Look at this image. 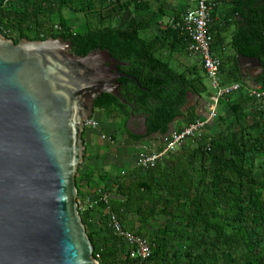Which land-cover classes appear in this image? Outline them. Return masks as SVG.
<instances>
[{
    "label": "trees",
    "instance_id": "obj_1",
    "mask_svg": "<svg viewBox=\"0 0 264 264\" xmlns=\"http://www.w3.org/2000/svg\"><path fill=\"white\" fill-rule=\"evenodd\" d=\"M212 2L209 32L211 50L221 62V85L248 84L236 59L244 55L260 61L255 84L263 86L264 0ZM129 8L134 21L113 25ZM64 10L82 14V25H72ZM160 18L149 0H0V27L15 43L22 38L62 37L71 42L75 55L104 49L125 62L118 65L119 72L134 78L118 79L126 103L103 93L94 100L93 113L102 110L118 119L123 123L119 129L133 140L166 135L176 118L181 119L177 132L182 130L197 118L195 106L185 108L189 95H212L199 59L181 71L170 65L172 54L185 50L190 40L171 26L153 33ZM231 26L234 30L226 45L230 53L224 55L223 35ZM233 94L224 96L228 109L216 118L217 134L186 139L154 167L116 173L112 185H107V175L95 178L93 171L82 175V164L78 165L76 200L82 195V180L87 187L108 188L110 211L124 229L151 247L145 262L129 259L122 241L107 227L105 206L99 204L95 212L82 211L78 205L100 264H264V103L255 101L247 90L235 99ZM130 114L144 117L145 134L127 130Z\"/></svg>",
    "mask_w": 264,
    "mask_h": 264
},
{
    "label": "water",
    "instance_id": "obj_2",
    "mask_svg": "<svg viewBox=\"0 0 264 264\" xmlns=\"http://www.w3.org/2000/svg\"><path fill=\"white\" fill-rule=\"evenodd\" d=\"M237 60L261 73L258 58ZM123 64L104 49L75 55L62 37L0 35V264H100L75 174L94 100L108 93L126 103L118 79L134 78L119 72Z\"/></svg>",
    "mask_w": 264,
    "mask_h": 264
},
{
    "label": "built area",
    "instance_id": "obj_3",
    "mask_svg": "<svg viewBox=\"0 0 264 264\" xmlns=\"http://www.w3.org/2000/svg\"><path fill=\"white\" fill-rule=\"evenodd\" d=\"M142 1V0H136ZM213 0H196L194 9L184 12L179 20L170 19L164 27L171 26L179 29L189 37L187 52L190 56L197 57L200 60L202 68L210 82V86L214 91L213 101H217L239 91L240 84L233 83L230 85H221L220 83V61L211 50L212 36L209 27L213 22L211 16V8ZM0 35H3V29L0 27ZM249 95L260 103H264V85H255L248 90ZM217 116L213 108L210 113L203 118H197L189 125L182 128L178 132L167 135L164 138V145L160 151L149 153L145 148L141 149L136 155V166L143 170L154 167L157 161L164 158L168 153L177 151L186 139H194L198 137L200 131ZM84 128L97 131L98 125L92 117L84 122ZM102 140H107L111 144L114 142L112 138L105 134H100ZM264 160V153H263ZM123 173V172H122ZM112 196L111 191L105 187H97L92 195L85 199V202L77 201L79 209L82 211H97L99 204L105 206L107 211L106 224L117 238H119L126 248V254L131 260L137 262H145L151 255V247L149 243L135 233L122 227L119 218L110 211L109 201Z\"/></svg>",
    "mask_w": 264,
    "mask_h": 264
},
{
    "label": "crops",
    "instance_id": "obj_4",
    "mask_svg": "<svg viewBox=\"0 0 264 264\" xmlns=\"http://www.w3.org/2000/svg\"><path fill=\"white\" fill-rule=\"evenodd\" d=\"M150 6L154 11H157L159 14H161V18L158 20L157 24H155L154 28H153V33L155 34H160V30H164V25L170 20L173 19L174 17L178 16L180 17L184 12H186L187 10H192L194 9L195 5H196V0H149ZM221 6V3L220 5ZM161 11V12H160ZM218 16H219V11L217 12V15L214 17V20H218ZM136 18L135 13L133 12L132 8L126 9L123 14L117 18L118 21H113L116 23L115 26H121V25H127L129 23H131L132 21H134V19ZM234 30V27L231 26L228 31H229V35H227V38L225 36V34L223 35L225 37L224 39V44L225 47L223 48V54L225 55V53H230V48L228 46H226L230 40H231V35L232 32ZM227 31V32H228ZM213 41V39H212ZM164 55L170 56V51L168 50H164ZM217 57V56H216ZM218 58V57H217ZM166 59V58H165ZM197 57L194 56H190L187 52V48L181 52H179L178 54H172L171 58H170V65L172 67H174L177 71H181L183 69H185L189 64H193L198 62ZM219 59V58H218ZM237 59V57H236ZM220 61V59H219ZM238 62V60H237ZM221 65V62H220ZM239 66V64H238ZM240 72L242 77L244 78L245 82L248 83L247 85H245L244 87L240 88L239 91H236L233 95H232V99H235L237 97H239L242 93H244L246 90L248 91L249 89L253 88L255 85L253 83V81L251 80V78H255L260 74L259 71L260 69L257 66H243L240 67ZM220 83H221V77H220ZM233 84V83H231ZM226 85H230V84H226ZM209 91L212 92L211 96H206L205 94L202 96L199 95H189L188 97V106H185V108L187 107H191V106H195L196 110L195 113L197 115V118H203L206 117L210 111L214 108L215 111L217 112V116L211 120L198 134V136H203V135H215L219 132V126L217 124V117L220 114L223 113H227V100L224 99V97L220 98L216 104H214L213 101V94L214 91L212 89L209 88ZM187 103V102H186ZM196 118V119H197ZM145 122H143V126H145L144 124ZM181 125V119L176 118L171 124H170V129L169 132L166 135H157V134H152L150 137H146L144 139L141 140H133L131 138H129L127 136V133H125V135H121V140L120 142L121 147L118 146L119 148H117L116 151H118L119 153H125L127 152V150H133V154L127 158L124 157L123 158V162L122 163H127V169H137L136 166V156L137 153L141 150V149H146L149 153L151 152H156V151H160L164 145V138L167 135H170L174 132H177V129L179 128V126ZM125 126L127 128V130L129 132H131L132 134L135 135H142L145 134L146 132V128H145V132L143 131V126L141 131H135L129 127H127L126 123ZM100 127V126H99ZM118 129V131H120V129L118 127H116ZM124 131V130H123ZM86 135H87V139H86ZM86 135L84 137V145H85V159L83 160L82 164V168H81V173L82 175H84L85 173L94 172V176H97V174H104L107 175L108 177L106 178V184L108 185H112V173H111V167H108V165L106 166H101L100 165V170L101 172H97L96 170L93 169V167H95L93 165L94 161H97L98 158L97 154L95 152L96 149L90 148L95 144H101V142L98 141V138L101 139L100 134L96 131H92L87 129ZM89 135V137H88ZM99 136V137H98ZM109 137V136H108ZM111 137V136H110ZM89 138V140H88ZM87 140L89 141V144H87ZM112 140L114 141V137L112 136ZM114 143V142H113ZM107 144H109V146H112L113 144H111L110 142H107ZM99 148V146H98ZM101 152V151H100ZM102 156V155H101ZM100 156V158H101ZM121 173L123 171H120ZM116 174V173H115ZM81 175V176H82ZM97 178V177H95ZM82 195L81 198H79V200L81 202H85V199L87 197H89L90 195H92V192L94 191V189H96L98 186H96V184H90L89 187H87V183L86 181L82 180ZM94 188V189H92ZM96 212V211H95ZM94 212V213H95Z\"/></svg>",
    "mask_w": 264,
    "mask_h": 264
},
{
    "label": "rangeland",
    "instance_id": "obj_5",
    "mask_svg": "<svg viewBox=\"0 0 264 264\" xmlns=\"http://www.w3.org/2000/svg\"><path fill=\"white\" fill-rule=\"evenodd\" d=\"M64 16L69 20V22L76 26L77 28L80 27L83 23V15L80 13H74L70 10H64L63 11ZM115 21H118L117 19ZM113 25H116L115 22H113ZM227 35H229V31L225 33V36L227 38ZM205 84L207 85L208 88L212 89L210 86V82L208 80V78L206 77L204 79ZM213 90V89H212ZM217 114V112H216ZM92 119L95 120L97 122L98 125V133L101 134H105L106 136H113L114 137V143H112V146H109V144H107V140H102L98 138V141L101 142V144H95L90 147L93 149H96L95 152L98 153L97 157L98 160L93 162V165L95 167H93L94 170H96L97 172H101L100 170V165L101 166H106L108 165V167H111V173L113 174L112 177H114L115 173H119L120 171H124L128 166L127 163H122L123 158L127 157L129 158L134 152L133 150H127V152L125 153H119L117 150V148H119L118 146L121 147V135H125L123 129H121L120 131H118V128H121L123 123L119 122L118 119L113 118V117H108L107 115H105V112L102 110H95L93 115H92ZM87 129L84 132V136L86 135ZM97 133V131H96ZM89 137V135H88ZM99 137V136H98ZM86 139H87V135H86ZM89 140V138H88ZM87 140V144H89V141ZM99 146V148H98ZM101 151V152H100ZM102 155V156H101ZM101 156V158H100ZM136 156V154H135ZM257 173H259L260 175L261 173V169L257 170ZM97 177V176H96ZM113 179V178H112ZM106 184V183H105ZM112 184V183H111ZM108 185V184H107Z\"/></svg>",
    "mask_w": 264,
    "mask_h": 264
},
{
    "label": "flooded vegetation",
    "instance_id": "obj_6",
    "mask_svg": "<svg viewBox=\"0 0 264 264\" xmlns=\"http://www.w3.org/2000/svg\"><path fill=\"white\" fill-rule=\"evenodd\" d=\"M143 122H145L144 117L142 115H134L130 114L129 117L126 119V125L127 127L135 130V131H141Z\"/></svg>",
    "mask_w": 264,
    "mask_h": 264
}]
</instances>
